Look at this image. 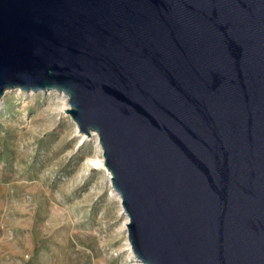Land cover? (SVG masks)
Instances as JSON below:
<instances>
[{
    "label": "water",
    "instance_id": "obj_1",
    "mask_svg": "<svg viewBox=\"0 0 264 264\" xmlns=\"http://www.w3.org/2000/svg\"><path fill=\"white\" fill-rule=\"evenodd\" d=\"M9 90L98 134L142 264H264V0H0Z\"/></svg>",
    "mask_w": 264,
    "mask_h": 264
},
{
    "label": "rangeland",
    "instance_id": "obj_2",
    "mask_svg": "<svg viewBox=\"0 0 264 264\" xmlns=\"http://www.w3.org/2000/svg\"><path fill=\"white\" fill-rule=\"evenodd\" d=\"M57 94L9 90L0 101V264H135L121 204L89 164L96 144Z\"/></svg>",
    "mask_w": 264,
    "mask_h": 264
},
{
    "label": "bare ground",
    "instance_id": "obj_3",
    "mask_svg": "<svg viewBox=\"0 0 264 264\" xmlns=\"http://www.w3.org/2000/svg\"><path fill=\"white\" fill-rule=\"evenodd\" d=\"M8 91H6L5 93H7ZM55 92V91H54ZM57 98L58 100L60 101V105H59V111H61L62 113H65L67 114L66 110L69 109V103H68V97L63 94V93H58L57 94ZM58 106V105H57ZM69 114V113H68ZM70 115V114H69ZM75 124V130L77 132V134H80V136L82 137V139H85V140H94L95 144H96V148H97V151L99 152L100 156H98L97 158L95 159H91L89 160V164H91V166L93 167H96V168H99L101 170H103L108 178V181L110 182L111 184V172L107 169L106 165H105V160H104V157H103V150H102V147L99 143V136L96 132L94 131H91V133L89 135H87L86 133H83V132H80L79 129H78V126L77 124L74 122ZM88 162V161H87ZM111 188H112V195L117 198V200L119 201V203L121 204V211H122V214L125 215V222H124V226L126 228V223L128 221V217L126 215V213L123 211V208H122V203H121V197L120 195L118 194V192H116L111 184ZM127 229V228H126ZM126 245H127V250L129 251V255L130 257H132V259L134 260L135 264H142L139 260L136 259V257L134 256L133 254V251H132V248H131V244L130 242L127 240L126 242Z\"/></svg>",
    "mask_w": 264,
    "mask_h": 264
}]
</instances>
